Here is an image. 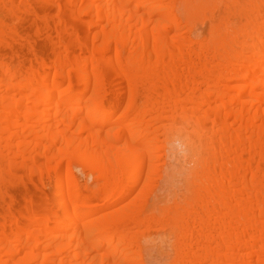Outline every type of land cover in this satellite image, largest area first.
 Masks as SVG:
<instances>
[{"label": "bare ground", "instance_id": "bare-ground-1", "mask_svg": "<svg viewBox=\"0 0 264 264\" xmlns=\"http://www.w3.org/2000/svg\"><path fill=\"white\" fill-rule=\"evenodd\" d=\"M25 26L0 264H264V0H0Z\"/></svg>", "mask_w": 264, "mask_h": 264}, {"label": "rangeland", "instance_id": "rangeland-1", "mask_svg": "<svg viewBox=\"0 0 264 264\" xmlns=\"http://www.w3.org/2000/svg\"><path fill=\"white\" fill-rule=\"evenodd\" d=\"M19 29V28H18ZM46 35H44V33L42 32H34L31 28L29 29L28 27L25 26V28H20L19 29V35L18 37L15 38H11L9 40H7L4 44H2V46L0 47V51L2 52V54L4 55L5 59H10V58H14L16 59V61H20L19 63H26V61L28 59L32 58V54L29 51L30 49H28V45L27 42L32 43V45L34 44L35 47L38 50H41L46 56H50V52L51 50H48V42L46 44V40H48L46 37ZM44 45V46H43ZM46 47L48 49H45L43 51V48ZM81 177V175H80ZM83 177V176H82ZM81 177V178H82ZM81 180V179H80ZM85 181V178H82V182ZM15 182H18L17 180ZM86 183V182H85ZM84 184V182H83ZM16 187L18 188H24L26 187H30V185L28 184H15ZM90 186H88L87 190H90L91 188H89ZM47 191H50V188L47 189ZM92 191V190H90ZM88 191V192H90Z\"/></svg>", "mask_w": 264, "mask_h": 264}]
</instances>
